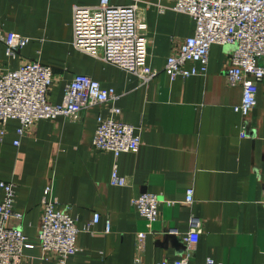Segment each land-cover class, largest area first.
<instances>
[{
	"label": "crops",
	"instance_id": "0c3cea01",
	"mask_svg": "<svg viewBox=\"0 0 264 264\" xmlns=\"http://www.w3.org/2000/svg\"><path fill=\"white\" fill-rule=\"evenodd\" d=\"M98 1L0 0V29L29 37L15 56L6 54L0 40V73L31 58L49 64L52 103L62 100L73 75L99 79L120 94L113 118L139 126L142 140L137 151L116 157L93 145L96 118L109 115L111 102L73 117L38 119L21 135L17 118L0 122V180L14 182V208L35 243L24 248V264H59L55 256L43 258L36 242L42 189L49 183L79 229L78 250L66 264H158L185 257L199 264L208 256L223 264H264V79L245 115L234 109L241 85L227 80L230 46L212 43L205 74L171 79L163 69L166 56L194 32L190 16L171 8L172 0H110L136 3L147 25V61L155 76L144 81L94 58L71 42V19L75 4ZM114 164L125 184H111ZM187 187L193 188L191 202L184 200ZM150 191L173 202L161 201L158 216L148 221L130 201ZM2 196L0 189V201ZM94 212L99 218L91 223ZM191 217L200 221V230L188 242Z\"/></svg>",
	"mask_w": 264,
	"mask_h": 264
},
{
	"label": "built area",
	"instance_id": "2783aa9c",
	"mask_svg": "<svg viewBox=\"0 0 264 264\" xmlns=\"http://www.w3.org/2000/svg\"><path fill=\"white\" fill-rule=\"evenodd\" d=\"M159 11H163V5ZM171 8L186 12L194 32L181 39L178 47L166 57L163 69L170 78L187 77L196 73L205 74L212 43L230 46L228 53V83H239L242 96L234 109L242 114L255 105L257 82L264 79V0H172ZM72 43L94 58L103 59L121 67L144 81L153 77L157 69L147 61L148 41L143 34L146 26L138 17L136 3L115 4L99 0L96 4H75L72 7ZM0 40L5 52L15 56L25 46L29 37L0 29ZM53 70L36 58H31L15 68L0 73V122L18 119L17 132L21 135L41 118L57 116L73 117L84 108L111 102L109 115L99 114L91 142L98 149H107L116 155L121 151H137L142 140L140 127L113 118L120 108L115 104L119 93L112 87L101 85L99 79L88 74H76L65 84L60 102L48 101L49 88L53 82ZM4 132L0 127V134ZM242 136L245 133L241 131ZM16 144L18 140L14 141ZM111 184H125L126 178L119 174L116 164L111 169ZM12 180H0V264H24V248L33 247L21 225L22 212L14 208L15 193ZM52 183L42 189V209L37 233L42 257L55 256L59 264H66L69 254L78 250L75 217L67 206L60 207L52 192ZM184 200H193V188L187 187ZM173 202L161 199L157 192H142L131 198L142 217L154 220L159 214V203ZM264 203V197L262 199ZM94 212L90 220H98ZM192 226L185 238L200 230V221L191 217ZM105 230H109L108 219ZM85 228H89L86 225ZM158 264H189L187 258L164 260ZM199 264H223L208 256Z\"/></svg>",
	"mask_w": 264,
	"mask_h": 264
}]
</instances>
